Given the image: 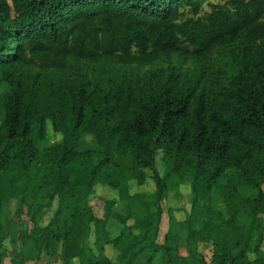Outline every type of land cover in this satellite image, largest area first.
Here are the masks:
<instances>
[{"label": "trees", "instance_id": "trees-1", "mask_svg": "<svg viewBox=\"0 0 264 264\" xmlns=\"http://www.w3.org/2000/svg\"><path fill=\"white\" fill-rule=\"evenodd\" d=\"M222 47L210 87L179 70L133 73ZM186 184L189 218L169 207L160 242L164 200ZM13 200L34 223L33 259L264 264V0H0V249L21 234Z\"/></svg>", "mask_w": 264, "mask_h": 264}, {"label": "rangeland", "instance_id": "rangeland-1", "mask_svg": "<svg viewBox=\"0 0 264 264\" xmlns=\"http://www.w3.org/2000/svg\"><path fill=\"white\" fill-rule=\"evenodd\" d=\"M206 10H209L208 7H206ZM235 46H238L235 43ZM225 50H228L227 47H222L219 49H216L213 53L209 54L205 59L198 60V61H191L187 60L185 58L179 57V56H169V57H161L156 62H154L152 65H150L147 68H141L140 70L133 71L132 68H129V71H133V73L136 75L138 73H143L145 70H156V71H165L168 73H172L174 70H179L184 73H188L189 75L198 77L201 79V89L206 88L218 78V75L216 74L217 69H212L211 64L212 62ZM234 55L235 52H233ZM50 138L48 139V143H56L61 141L62 136L53 134L52 130H49ZM158 168L161 173H163V167L161 163V159L158 157ZM155 184L153 180H149L148 184L143 187H139L137 184L133 183L131 190L138 191L141 189H149L153 190ZM107 193V189L104 187H98L97 195L93 197L92 199V205L94 207L95 212L98 215H103V200L102 198H105ZM189 191V185H182L181 188L178 191H172L169 193L166 200H164V207L166 212L165 219L169 226V213L168 208H172L174 210V215L180 221V219H184L185 221L187 218H189V212L191 211V195ZM208 204V200H200L198 205L196 206V209L194 210L192 214V223L195 228H200L206 219V207ZM57 208V201H54L51 206H47L43 209V211L40 213V215L37 218V225L38 226H45L49 223L51 218L53 217L55 211ZM8 219H14L18 221L20 228H21V234L20 237H17L14 242V245L11 243V241L7 240L4 244V247L2 250L7 252H12V248L17 251L16 253H20L17 258V264H43V263H49L51 264H59L57 261L53 260V258H50L47 254H42L39 259H33L30 258V249L28 244L25 242L26 235L31 231L33 228V221L30 219L29 215L24 213L21 218L17 217L15 215V201L13 200L10 204V212L8 214ZM117 223V224H116ZM117 227H121V224L118 223L115 220H109L107 224V228L109 231V235L114 236L117 233ZM210 245L205 244L201 247V251L205 253L207 258H210ZM7 255V254H6ZM13 253L11 255H7L5 262L8 264L12 262L13 264H16L13 262ZM12 260V261H11Z\"/></svg>", "mask_w": 264, "mask_h": 264}, {"label": "crops", "instance_id": "crops-1", "mask_svg": "<svg viewBox=\"0 0 264 264\" xmlns=\"http://www.w3.org/2000/svg\"><path fill=\"white\" fill-rule=\"evenodd\" d=\"M166 212L167 211L165 210V213H164L163 218H162V223H161V228H160V236H159V241L160 242H163L164 236H165L166 232L168 231V227H169L168 224L165 223V222H167L166 219H165ZM183 220L184 219H180V221H183ZM120 230H121V227H117V233L114 236H111V235L110 236L112 238H114L115 236H117L119 234ZM108 252H110L109 248H108ZM110 254H112V252H110Z\"/></svg>", "mask_w": 264, "mask_h": 264}, {"label": "flooded vegetation", "instance_id": "flooded-vegetation-1", "mask_svg": "<svg viewBox=\"0 0 264 264\" xmlns=\"http://www.w3.org/2000/svg\"><path fill=\"white\" fill-rule=\"evenodd\" d=\"M9 256V255H11V253L10 252H5L4 250H2V249H0V264H7L6 262H5V260H6V257H7V255ZM12 261V260H11ZM8 264H13L12 262H10V263H8Z\"/></svg>", "mask_w": 264, "mask_h": 264}]
</instances>
